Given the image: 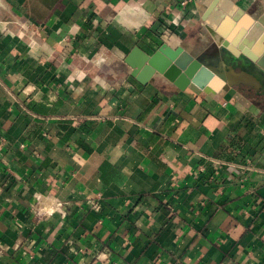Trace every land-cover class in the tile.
<instances>
[{
    "label": "crops",
    "instance_id": "obj_1",
    "mask_svg": "<svg viewBox=\"0 0 264 264\" xmlns=\"http://www.w3.org/2000/svg\"><path fill=\"white\" fill-rule=\"evenodd\" d=\"M182 1L0 0V264H264V90L125 63L251 52L264 0Z\"/></svg>",
    "mask_w": 264,
    "mask_h": 264
},
{
    "label": "water",
    "instance_id": "obj_2",
    "mask_svg": "<svg viewBox=\"0 0 264 264\" xmlns=\"http://www.w3.org/2000/svg\"><path fill=\"white\" fill-rule=\"evenodd\" d=\"M249 23L247 21L244 26ZM259 28L255 25L243 43L251 52L241 46L238 54L228 50L225 42L221 49L210 55L194 56L180 46L171 48L163 43L151 55L134 47L125 63L131 68V77L141 85L159 75L181 91L189 85L199 89L210 87L214 91L248 85L258 93L264 90V30Z\"/></svg>",
    "mask_w": 264,
    "mask_h": 264
},
{
    "label": "built area",
    "instance_id": "obj_3",
    "mask_svg": "<svg viewBox=\"0 0 264 264\" xmlns=\"http://www.w3.org/2000/svg\"><path fill=\"white\" fill-rule=\"evenodd\" d=\"M186 3H187V1L184 0V1H182L180 4H181V6H184ZM93 207L97 208L96 203L93 204Z\"/></svg>",
    "mask_w": 264,
    "mask_h": 264
}]
</instances>
